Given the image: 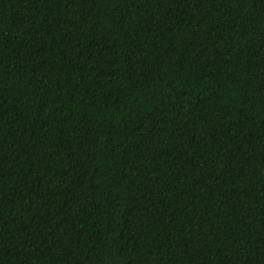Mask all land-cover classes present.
Listing matches in <instances>:
<instances>
[{
    "label": "trees",
    "instance_id": "obj_1",
    "mask_svg": "<svg viewBox=\"0 0 264 264\" xmlns=\"http://www.w3.org/2000/svg\"><path fill=\"white\" fill-rule=\"evenodd\" d=\"M0 264H264V0H0Z\"/></svg>",
    "mask_w": 264,
    "mask_h": 264
}]
</instances>
